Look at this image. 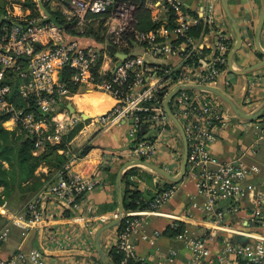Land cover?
I'll return each mask as SVG.
<instances>
[{
	"label": "built area",
	"instance_id": "1",
	"mask_svg": "<svg viewBox=\"0 0 264 264\" xmlns=\"http://www.w3.org/2000/svg\"><path fill=\"white\" fill-rule=\"evenodd\" d=\"M63 1L74 7L73 14L69 11V15L76 19L81 32L93 21L102 23L103 45L98 47L78 38L68 39L64 28L54 21H45L44 14L17 19L12 9L15 0H5V17L11 16L12 21L0 23V114H9L36 136V153L46 143L54 146L62 142L78 122L77 117H69L67 110L61 108L62 99L69 93L68 82L100 90L109 94L115 103L98 115L95 123L101 128L128 126L129 157H133V161L152 163L159 148L171 145L172 132L179 130L166 111L165 100L170 92L180 88L169 106L185 132L189 173L195 179L197 195L203 197L201 202L194 201L193 207L212 220V227L204 235H196L188 227L177 232L191 252L187 264H264V233L234 229L225 221L238 210L237 206L226 202L239 200L246 190H255L251 178L264 179V168L246 163L242 155L221 160L213 154L211 145L219 130L228 126L235 116L210 92L196 88L218 87L221 74L228 70V55L234 44L220 20V0H208L194 13L181 0H144L147 8L155 10L154 26L148 29L137 26L138 6L131 0ZM200 25L215 33L209 51H205L207 47L201 41L206 32L199 36L191 34L192 29ZM135 47H140L141 53H132ZM119 53L123 57L116 55ZM24 58L29 60L28 66L24 65ZM173 58H180L181 62L169 63ZM67 69L71 71L68 82L61 78ZM12 74L19 77L18 96L26 101L24 106H19L16 98H12L13 86L9 81ZM51 127L53 132H49ZM150 130L153 131L147 133ZM79 159L78 154L72 153V158L60 170L42 181L38 192L26 205L25 213L17 216L25 229L41 224L55 248L95 249L90 236L94 230L92 224L112 220L109 214L95 215L94 206L88 203L89 194L102 180L96 174L73 170L72 165ZM180 168L181 164L173 162L164 171L176 176ZM155 177L160 178L158 174ZM131 180L139 179L134 175ZM176 191L175 184L158 189L145 201L144 208L125 210L122 226H116L106 246L111 262L113 251L119 256L118 264L176 262L180 250L175 247L152 263L137 251L140 241L154 243L161 236L159 230H148L150 216L181 220V217L160 212V207L170 201ZM256 201L261 205L262 195ZM53 219L66 222L52 229ZM71 219H83L84 222L78 224L83 228H70ZM179 225L176 221L171 223L175 230ZM83 230L88 234L82 235ZM8 232L9 228L0 231V243ZM237 235L247 237L248 242L235 241ZM219 237L222 247L214 253L212 243ZM0 264H61V261L34 248L28 252L17 250L0 258Z\"/></svg>",
	"mask_w": 264,
	"mask_h": 264
},
{
	"label": "crops",
	"instance_id": "2",
	"mask_svg": "<svg viewBox=\"0 0 264 264\" xmlns=\"http://www.w3.org/2000/svg\"><path fill=\"white\" fill-rule=\"evenodd\" d=\"M2 1L3 6L0 4V19L4 17L5 20L3 22L10 23L12 21L11 16L8 15L9 17H5L7 4L5 0ZM43 1L44 0H15V6L12 8L15 14L14 17L17 19L30 18L34 16V10H38L39 15L44 14L48 19L51 16L50 11L60 10L69 22H74L72 28L75 29V32L73 33L63 27L68 39L78 38L86 44L98 47L103 45L105 40L103 28L101 31L102 33L96 36L98 26H100L99 23L93 21L89 24L91 26L88 25L94 28L93 33H87V26L85 31L81 32L76 23V19L69 15V11L73 14V6L63 0H46L49 2V11L47 7L44 6ZM140 1L144 9L149 13V21L151 24H154L155 10L147 8L144 0ZM181 1L183 5L193 13L200 11L202 7L208 3V0ZM32 2H36L35 7L31 4ZM227 2L230 12L236 20L243 36V44L234 55L233 66L236 70L247 71L243 74L232 72L228 61V70L221 74L218 88L231 96L237 105L245 112L250 113L258 110L264 104V65L260 64L264 61V25L260 38L258 39L257 37L264 0H227ZM218 11L221 12L220 20L222 25L231 34L234 44L236 42V35L223 9L221 0ZM0 23H2L1 20ZM214 40L215 33L211 29L201 37L204 47L207 48H211ZM132 53H141V48L135 47ZM114 54L113 52L112 56H115ZM116 55L118 57L121 56L120 53ZM180 62V58L169 60V63L175 65H178ZM258 64L260 66L256 69L252 71L248 70ZM24 65H29L28 59L24 58ZM26 69L29 71V68ZM9 79L14 85L20 82L19 77H15L13 74ZM74 85V87H70L69 93L62 99L61 108L67 110L69 117H77L78 122L75 123L63 137L62 142L65 146L60 147L57 152L66 156L67 160L65 164L72 158V153L78 154L81 159L72 165V169L96 174L101 178V184L89 194L88 199V203L94 206L95 215L109 214L112 220L117 218L120 188L124 197L125 207V194L128 189L140 191L143 193L144 200L146 201L154 196L156 190L168 188L173 184L177 185L175 195L170 201L160 207V212L166 215L181 217L180 221L175 220L180 223L179 229L175 230L171 227V223L175 221L170 217L150 216L148 230L150 232L159 230L161 236L154 243L140 241L137 251L140 256L145 258L152 257L155 262L161 260L162 255L170 248L175 247L180 251L174 264H187L191 257L190 249L183 240L178 238L179 233L174 234L173 232H180L181 228L188 227L191 228L196 235L201 236L212 227V220L206 217L201 210L193 207V202H201L203 201V197L197 195L195 179L189 173L188 166L186 175L183 179L179 182H170L160 175V178L157 180L155 173L145 165L132 164L134 161L129 159L128 155L131 147L127 133L128 126L112 125L101 128L98 123H95L98 115L106 112L113 106L115 103L114 99L109 94H104L100 90L76 84ZM93 91L105 95L107 98L106 106L95 107L90 104H79L86 97H93L92 94L95 93ZM107 95L110 96V98ZM211 95L231 112L215 93H211ZM99 99L94 97V103H100ZM102 100L101 98V101ZM100 109L104 110L99 112ZM93 111L96 112L94 115H92ZM3 125L7 129L14 130L17 127V122L10 117L3 122ZM53 131L51 127L49 132ZM90 131H92L91 136H89L87 142L85 144H77L78 139L81 136H85ZM151 131L153 130L147 133ZM71 133L73 134L68 138ZM75 143L76 145H74ZM47 144L49 143L44 144V146L36 153L34 152V154H38L44 150ZM88 144L91 145L89 152L80 155L82 148ZM169 144L171 145L159 148L156 157L152 160L153 164L163 170L167 165L173 162L181 164L182 166L184 142L179 130L178 132H172L171 142ZM211 150L213 154L221 160L232 159L242 155L246 163L258 164L260 167L264 168V113L260 118L254 121L242 120L235 116L228 126L219 130L217 139L211 145ZM0 164H2L4 168L10 169L7 161L0 160ZM55 171V168H50L43 162L36 168L34 173L35 177L24 182L21 186L14 188L8 194L4 187L0 186V231L9 228L7 238L0 243V258L7 257L17 250L28 252L36 248L46 251L49 258L58 259L61 261V264H82L87 261L92 262V264H103L96 248V236L98 230L105 225L104 223L101 224L96 221L92 224L94 226H91L94 230L90 236L95 243V249L80 247L60 249L55 248L51 244L48 234H46L44 228L41 227V224L25 229L23 225L18 222L17 216L25 213L26 205L38 192L40 188L38 184L54 175ZM120 174H122L121 184L119 182ZM134 175H137L139 180H131V176ZM251 182L256 186L255 190H246L239 200H230L226 202V204H234L237 206L238 210L237 212L229 214L225 221L234 229L244 231L257 230L260 233H264V179L259 176H254L251 178ZM166 183L172 184L166 186ZM37 186L39 188H37ZM259 195H262L261 205H258L256 201ZM125 210L129 209L125 208ZM69 218L70 217H68V219ZM71 221L73 224H68L70 228H74V226L83 228L78 225L84 222L83 219H71ZM65 222L64 220L53 219L52 223H54V226H52V229L59 227L61 223ZM115 229L116 226L111 228L103 238V249L105 253H107L106 246L110 243ZM86 230L88 231V229ZM83 233L88 234L85 230L82 231V235ZM221 247V237H219L217 241L212 243V249L214 253H217Z\"/></svg>",
	"mask_w": 264,
	"mask_h": 264
},
{
	"label": "trees",
	"instance_id": "3",
	"mask_svg": "<svg viewBox=\"0 0 264 264\" xmlns=\"http://www.w3.org/2000/svg\"><path fill=\"white\" fill-rule=\"evenodd\" d=\"M137 4V16L138 20V27L143 29H148L154 26L149 21V13L144 9L143 4L140 0H131ZM49 2L46 0L43 1V4L47 9L49 8ZM34 7L36 6V2H32ZM37 9V7H36ZM49 10V9H48ZM50 11V10H49ZM51 16L50 18L46 19L45 21H54L56 24L60 25L61 27H65L70 32H75L73 29L74 22H69L63 13L60 10L50 11ZM39 16V11L34 10V16ZM97 35L102 33V23H99ZM91 26V25H89ZM87 26V33H93L94 28ZM207 32L208 29L203 27L202 25L196 26L192 29L191 34L194 36H199L202 32ZM102 36V35H101ZM100 38V37H99ZM103 38V36H102ZM205 51H209L208 48ZM71 75L70 70H66L64 74H62V79L68 82V79ZM174 75H178V71L174 73ZM13 86L12 91V98H16L17 104L19 106L26 105V101L18 96V89L17 85ZM69 87H74L75 85L71 82H68ZM30 109V108H29ZM39 116V114H37ZM10 118L9 114H0V160H5L8 162L10 169L4 168L2 164H0V186H3L6 193L8 194L14 188L21 186L24 182L28 181L29 179L35 177L36 168L43 162H45L50 168H55L56 173L60 170L67 158L64 155H61L57 152L60 147H64L65 145L62 143L56 145H49L47 144L40 153L34 154L35 151V142L36 136L28 132L21 122H17V127L14 130L7 129L3 122ZM73 133L70 134L68 138L71 137ZM91 149V145L88 144L84 148H82L80 155H84ZM52 175V174H51ZM49 178V177H48ZM168 183V182H167ZM166 186H168L169 183ZM42 183H39L38 186L40 187ZM37 186V188H39ZM143 193L135 189H128L125 194V208L126 209H136V208H144L146 206V202L143 197ZM123 224L120 223L119 226L121 227ZM176 234L177 232H173ZM112 254V262L111 264H118L119 256L113 251Z\"/></svg>",
	"mask_w": 264,
	"mask_h": 264
},
{
	"label": "water",
	"instance_id": "4",
	"mask_svg": "<svg viewBox=\"0 0 264 264\" xmlns=\"http://www.w3.org/2000/svg\"><path fill=\"white\" fill-rule=\"evenodd\" d=\"M223 9L228 17V19L230 20L232 27L234 29L235 35H236V42L233 45V48L229 54L228 57V61H229V66L231 68V71L236 73V74H243L245 71H240V70H236L233 66V59H234V55L235 53L242 47L243 44V36L241 33V30L236 22V20L234 19V17L232 16L230 9L228 7V2L227 0H221ZM0 4L3 6V1L0 0ZM42 6V5H41ZM43 7V6H42ZM1 22H3L5 20L4 17H2ZM264 25V7H263V11H262V15L260 18V22H259V27H258V31H257V37L258 39L260 38L261 35V31ZM123 57V55H121ZM261 65H264V61L260 63ZM260 65H255L251 68H249V71H252L254 69H256L257 67H259ZM196 88L204 90L206 92H210V93H215L219 99L230 109V111L232 112V114L234 116H236L239 119L242 120H246V121H254L258 118H260L263 113H264V104L263 106H261L258 110L254 111V112H245L242 108H240L237 103L232 99L231 96H229L226 92H224L223 90H221L218 87L215 86H207V85H201V86H196ZM180 88H176L174 89L172 92H170L165 100V108L167 113L169 114V116L174 120V122L176 123L179 131L181 132L182 135V139L184 142V156H183V161H182V166H181V170L179 175L176 176H172L170 174H168L166 171H164L163 169L159 168L158 166H156L153 163L150 162H146L143 160H136L134 162H132V164L134 165H145L146 167L150 168L153 172H155V174H158L160 176H162L163 178L169 180L170 182H179L181 179L184 178V176L186 175L187 172V166H188V158H189V146H188V141L185 135V132L183 130L182 125L180 124V122L178 121V119L174 116V114L172 113L171 109H170V101L172 100L173 96L175 95V93L179 90ZM121 178H122V174L119 175V182L121 184ZM125 211V207H124V197L120 188V193H119V208L117 210L118 216L117 218L111 220L110 222H108L107 224H105L104 226H102L98 232H97V236H96V248L97 251L99 253V256L103 262V264H111V261L109 259V256L107 253H105L104 249H103V238L104 236L109 232V230L117 225L120 224V222L123 219V213ZM235 241L240 242L242 244H245L248 242V238L242 235H237L234 238Z\"/></svg>",
	"mask_w": 264,
	"mask_h": 264
},
{
	"label": "rangeland",
	"instance_id": "5",
	"mask_svg": "<svg viewBox=\"0 0 264 264\" xmlns=\"http://www.w3.org/2000/svg\"><path fill=\"white\" fill-rule=\"evenodd\" d=\"M85 90V89H84ZM93 92H95V91H93ZM89 93V92H88ZM87 94V93H86ZM85 96H87V95H85ZM92 96L93 97H91V98H89V97H86L83 101H81L79 104L80 105H84V104H90V105H93V106H95V107H104V106H106V101H107V98L105 97V95L104 94H101V93H97V92H95L94 94H92ZM94 97H97L99 100H100V103H94ZM101 98L103 99L102 101H101ZM104 110V109H103ZM102 109H100V111L99 112H102L103 111ZM96 112L95 111H93L92 112V115H94ZM91 132L92 131H90L89 133H87L85 136H81L79 139H78V141H77V144L78 143H80V144H85L86 142H87V139L89 138V136H91ZM74 145H76V143L74 144ZM129 159H133V157H129ZM188 169H189V166H188ZM147 261L148 262H150V263H152V262H154V260H153V258L152 257H148L147 258Z\"/></svg>",
	"mask_w": 264,
	"mask_h": 264
},
{
	"label": "bare ground",
	"instance_id": "6",
	"mask_svg": "<svg viewBox=\"0 0 264 264\" xmlns=\"http://www.w3.org/2000/svg\"><path fill=\"white\" fill-rule=\"evenodd\" d=\"M104 94H107V93H105V92H103ZM108 96V95H107ZM109 98H110V96H108ZM115 102V101H114Z\"/></svg>",
	"mask_w": 264,
	"mask_h": 264
}]
</instances>
